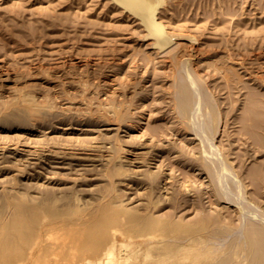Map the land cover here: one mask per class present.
<instances>
[{"label": "rangeland", "instance_id": "1", "mask_svg": "<svg viewBox=\"0 0 264 264\" xmlns=\"http://www.w3.org/2000/svg\"><path fill=\"white\" fill-rule=\"evenodd\" d=\"M150 1L0 0V264H264V0Z\"/></svg>", "mask_w": 264, "mask_h": 264}, {"label": "bare ground", "instance_id": "2", "mask_svg": "<svg viewBox=\"0 0 264 264\" xmlns=\"http://www.w3.org/2000/svg\"><path fill=\"white\" fill-rule=\"evenodd\" d=\"M120 4H122L126 9L130 10L131 12L135 13L136 15H139L144 23L148 26V28H152V34L155 35L157 38H161L163 36V29L156 24L155 22V14L157 11L156 4L150 0H117ZM162 1V0H159ZM161 3V2H159ZM165 37V36H164ZM163 38V37H162ZM166 38V37H165ZM161 44H167V42L164 43V41H161ZM168 41V40H167ZM159 42V43H160ZM187 93V92H186ZM185 93V94H186ZM184 97V96H183ZM184 100V101H183ZM182 100V104L188 105V97L185 95V98ZM186 107V106H185ZM185 109V108H184ZM197 131V130H196ZM51 233V232H50ZM49 234V233H48ZM50 235V234H49ZM59 240V239H58ZM54 242V241H53ZM56 242V241H55ZM89 245V244H87ZM76 248V246H74ZM74 248V249H75ZM92 250V249H91ZM94 251V250H93ZM58 253V252H57ZM84 253V251H83ZM77 254V253H76ZM61 255V254H60ZM62 255H64L62 253ZM80 255V254H79ZM82 256V255H81ZM61 257V256H60ZM72 257V256H71ZM71 257L69 259H71ZM65 259V258H63ZM68 259V258H67ZM58 263V260H56ZM60 261V260H59ZM83 262V261H82ZM59 264V263H58ZM62 264V263H61ZM78 264V263H77Z\"/></svg>", "mask_w": 264, "mask_h": 264}]
</instances>
